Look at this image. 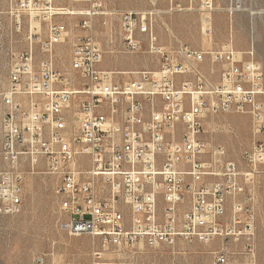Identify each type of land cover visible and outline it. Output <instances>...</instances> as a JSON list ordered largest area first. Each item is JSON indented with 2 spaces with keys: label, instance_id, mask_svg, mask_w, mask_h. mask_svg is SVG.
<instances>
[{
  "label": "built area",
  "instance_id": "2783aa9c",
  "mask_svg": "<svg viewBox=\"0 0 264 264\" xmlns=\"http://www.w3.org/2000/svg\"><path fill=\"white\" fill-rule=\"evenodd\" d=\"M77 1L86 7L0 0V49L7 44L9 66L0 90V215L21 212L26 169L36 173L44 163V172L59 178L55 194L66 216L61 228L101 241L90 264H125L104 257L110 247L122 252L214 238L222 247L213 264H258L256 215L236 198L241 172L233 161L222 163L223 146L203 136L209 115H249L259 139L244 158L264 168V68L254 41L243 63L230 44L168 48L158 40L153 10H124L121 51L153 54L160 65L104 70L98 67L104 50L92 28L109 10L102 0ZM202 6L213 10L212 0ZM64 15L82 16L79 24L88 31L71 44L73 77L54 66L55 46L70 35L68 23L57 19ZM25 26L27 34L20 35ZM17 35L26 38V47L16 48ZM37 47L44 54L39 60ZM207 58L226 66L215 83L202 71ZM120 74L130 77L120 80ZM36 262L44 264V256Z\"/></svg>",
  "mask_w": 264,
  "mask_h": 264
},
{
  "label": "rangeland",
  "instance_id": "374dc122",
  "mask_svg": "<svg viewBox=\"0 0 264 264\" xmlns=\"http://www.w3.org/2000/svg\"><path fill=\"white\" fill-rule=\"evenodd\" d=\"M57 5L81 10L86 5L77 0H55ZM109 13L99 15L93 24V33L104 50L100 69L135 71L159 67L157 56L147 52H123L117 38L120 37V13L124 10H153L154 29L160 44L168 48L186 45L197 50H215L230 44L238 51L237 61L249 60L246 53L254 41L256 60L264 68V0H212L213 10L203 8L205 0H102ZM180 4L182 10L177 9ZM238 6H241L240 9ZM233 8V9H232ZM238 8V9H237ZM242 8V9H241ZM263 11V13L252 12ZM57 19L66 21L70 28L67 40L54 48V66L65 76H75L71 70V44L74 39L87 34L80 26L82 16L64 15ZM28 32L25 26L20 35ZM145 39V35L141 36ZM37 58L44 54L37 47ZM0 49V90L8 82V60ZM208 81H219L226 68L223 63H212L209 58L201 65ZM213 69V71H212ZM129 74H120L127 80ZM189 79L186 76L180 80ZM190 80V79H189ZM204 138L213 145L223 146L222 163L233 161L239 171L243 188L236 198L249 205L255 212V247L258 264H264V168H254L244 158V152L258 141L252 128L251 117L240 113H220L204 120ZM180 131L176 134V137ZM210 157L207 156L206 160ZM221 170V166H219ZM218 168V170H219ZM40 163L38 172L26 169L23 205L21 212L0 215V264H38L37 257L44 256V264H90L94 248H101L98 237L83 234L70 235L60 222L66 219L61 211L55 189L59 178L44 172ZM247 173V174H246ZM210 176V180L222 179ZM228 201V214L231 211ZM160 205L163 202L160 201ZM188 204H184L183 209ZM231 244V247H235ZM222 247V241L209 242L179 240L175 245H135L118 252L110 247L105 258L125 264H213L214 252Z\"/></svg>",
  "mask_w": 264,
  "mask_h": 264
},
{
  "label": "crops",
  "instance_id": "0c3cea01",
  "mask_svg": "<svg viewBox=\"0 0 264 264\" xmlns=\"http://www.w3.org/2000/svg\"><path fill=\"white\" fill-rule=\"evenodd\" d=\"M107 7V6H106ZM18 38L15 45H16V48L17 49H22L24 47H26L27 45V41H26V38H23V36H20V35H17ZM5 46H3V50L6 49L7 47V44H4Z\"/></svg>",
  "mask_w": 264,
  "mask_h": 264
},
{
  "label": "bare ground",
  "instance_id": "6f19581e",
  "mask_svg": "<svg viewBox=\"0 0 264 264\" xmlns=\"http://www.w3.org/2000/svg\"><path fill=\"white\" fill-rule=\"evenodd\" d=\"M240 7H241V6H238L239 9H240ZM238 8H237V9H238ZM232 9H233V8H232ZM241 9H242V8H241ZM255 13H259V14H260V13H263V11H259V12H255V11H254V12H252V14H255Z\"/></svg>",
  "mask_w": 264,
  "mask_h": 264
}]
</instances>
